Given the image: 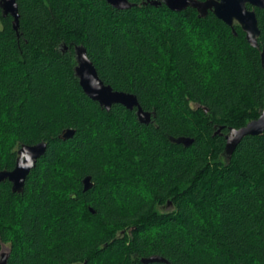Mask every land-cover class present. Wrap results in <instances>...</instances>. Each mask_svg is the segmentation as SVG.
<instances>
[{
    "label": "trees",
    "instance_id": "trees-1",
    "mask_svg": "<svg viewBox=\"0 0 264 264\" xmlns=\"http://www.w3.org/2000/svg\"><path fill=\"white\" fill-rule=\"evenodd\" d=\"M127 1L16 0L17 31L0 8V171L20 146L47 145L21 193L0 183V253L6 264H264V133L225 150L264 107V11L256 50L211 11ZM76 47L149 124L83 93Z\"/></svg>",
    "mask_w": 264,
    "mask_h": 264
},
{
    "label": "water",
    "instance_id": "water-1",
    "mask_svg": "<svg viewBox=\"0 0 264 264\" xmlns=\"http://www.w3.org/2000/svg\"><path fill=\"white\" fill-rule=\"evenodd\" d=\"M112 8L117 10L129 9L132 5L127 0H105ZM149 3L153 6H160L161 1L151 0ZM164 3L173 12L182 11L193 7L201 15H206L211 11L213 15L225 25L233 27L237 23L243 33L247 43L254 49L259 50L258 38L260 31L254 9L264 11V0H207L198 2L196 0H164ZM250 6L252 9H248ZM0 8L4 16H10L13 19L12 26L15 31L18 29V6L16 0H0ZM261 65L264 68V52L260 53ZM76 68L75 75L79 80V85L83 93L99 106L109 111L113 105H121L129 111L136 110V116L141 124H149L151 113L145 112L140 107L136 96L124 92L113 91L110 86L104 85L99 79L98 74L86 55L83 47L75 48ZM264 133V107L257 119L249 122L240 129H230L226 137L225 150L227 154H232L239 142L245 137H256ZM73 135L72 130L63 133V139H69ZM176 143L189 146L191 140L188 138H179L174 140ZM47 145L40 142L35 145H22L17 151V158L14 168L10 171H0V183L8 181L11 185V191L19 194L23 191L24 183L29 172L35 167L36 162L46 152ZM92 187L90 177L83 180V190L87 191ZM8 253H0V264H6ZM144 264L159 262L167 263L159 256H152L148 259H142Z\"/></svg>",
    "mask_w": 264,
    "mask_h": 264
},
{
    "label": "rangeland",
    "instance_id": "rangeland-1",
    "mask_svg": "<svg viewBox=\"0 0 264 264\" xmlns=\"http://www.w3.org/2000/svg\"><path fill=\"white\" fill-rule=\"evenodd\" d=\"M4 251H6L5 249H3ZM3 252V251H2Z\"/></svg>",
    "mask_w": 264,
    "mask_h": 264
}]
</instances>
